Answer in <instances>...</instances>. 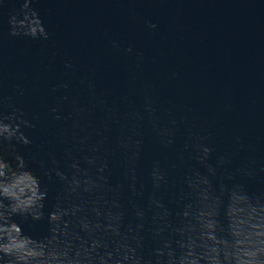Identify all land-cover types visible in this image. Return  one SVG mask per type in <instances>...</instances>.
I'll use <instances>...</instances> for the list:
<instances>
[{
    "label": "water",
    "instance_id": "95a60500",
    "mask_svg": "<svg viewBox=\"0 0 264 264\" xmlns=\"http://www.w3.org/2000/svg\"><path fill=\"white\" fill-rule=\"evenodd\" d=\"M6 3L0 9V99L30 122L37 116L35 127L23 130L31 143L15 149L47 189L45 220L20 224L23 234L46 235L47 213L61 191L39 162L49 168L54 161L69 178L76 174L73 163L95 178L86 157L102 163L125 223L133 205L146 203L154 161L176 164L168 172L173 184L191 166L190 149L183 161L176 159L189 133L215 150L210 163L228 152L233 171L248 160L264 167V0H35L49 35L43 42L7 36L15 0ZM51 107L62 120L52 119ZM169 131L172 144L164 148L160 133ZM234 182L250 194L264 192V174Z\"/></svg>",
    "mask_w": 264,
    "mask_h": 264
},
{
    "label": "clouds",
    "instance_id": "9594fccd",
    "mask_svg": "<svg viewBox=\"0 0 264 264\" xmlns=\"http://www.w3.org/2000/svg\"><path fill=\"white\" fill-rule=\"evenodd\" d=\"M34 3L15 0L7 14L9 38L49 39ZM5 7H9L6 0H0V9ZM145 26L156 27L147 21ZM112 46L118 47L116 42ZM123 51L128 54L132 49ZM64 68L70 69L71 61ZM14 91L23 95L19 86ZM5 108L10 109L7 114ZM48 111L53 120H62L56 107ZM73 111L79 109L73 105ZM31 121L24 111L0 99V264H264V192L250 194L243 184L234 182L236 177L256 178L264 174V167L248 160L233 171L228 152L217 154L210 163L215 150L192 133L176 157L183 161L182 153L190 149L191 166L173 184L168 172L176 164L167 163L166 171L160 161H154L148 171L151 192L144 207L132 206L128 223L118 198L109 195L112 190L102 163L86 157L89 166H95V178L75 163L71 167L76 174L69 178L54 161L49 168L39 162L43 176L56 177L61 191L47 213L46 235L34 239L23 234L20 224L45 220L47 196V189L27 170L15 149V145L31 143L23 131L35 127L37 116ZM160 135L162 147L172 144L170 131Z\"/></svg>",
    "mask_w": 264,
    "mask_h": 264
}]
</instances>
